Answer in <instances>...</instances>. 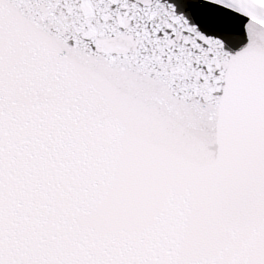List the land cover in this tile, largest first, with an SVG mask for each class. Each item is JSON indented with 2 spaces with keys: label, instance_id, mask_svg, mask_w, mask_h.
Instances as JSON below:
<instances>
[{
  "label": "snow or ice",
  "instance_id": "1",
  "mask_svg": "<svg viewBox=\"0 0 264 264\" xmlns=\"http://www.w3.org/2000/svg\"><path fill=\"white\" fill-rule=\"evenodd\" d=\"M0 264H264V0H0Z\"/></svg>",
  "mask_w": 264,
  "mask_h": 264
}]
</instances>
